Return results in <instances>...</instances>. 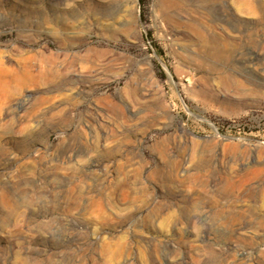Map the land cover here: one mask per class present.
Returning a JSON list of instances; mask_svg holds the SVG:
<instances>
[{
	"label": "rangeland",
	"instance_id": "rangeland-1",
	"mask_svg": "<svg viewBox=\"0 0 264 264\" xmlns=\"http://www.w3.org/2000/svg\"><path fill=\"white\" fill-rule=\"evenodd\" d=\"M162 1L0 0V264H264V0Z\"/></svg>",
	"mask_w": 264,
	"mask_h": 264
},
{
	"label": "bare ground",
	"instance_id": "bare-ground-1",
	"mask_svg": "<svg viewBox=\"0 0 264 264\" xmlns=\"http://www.w3.org/2000/svg\"><path fill=\"white\" fill-rule=\"evenodd\" d=\"M207 4H208V8H206V12L204 13V21H203V24H204V29L201 31L200 30V21H198L197 19H193V18H188V19H186L185 20V22L184 21H181L180 19H176L175 20V25H176V27L178 28V27H181V25L183 24V25H185L184 23H187V25H189L190 26V28H191V36H192V38L194 39H196V41L197 40H200L204 45L203 46H205L206 48H208V49H212V46H214L213 45V36H212V33H213V28H214V22H213V16H212V7H211V3H212V0H204ZM181 3H183V2H181V0H163L162 1V3L159 5L160 6V8H161V11L163 10V8L164 7H167V6H172L173 4H178V5H180ZM184 5H185V2L183 3ZM177 5V6H178ZM176 6V5H175ZM166 9V8H165ZM250 9V8H249ZM168 9H166V11H167ZM251 10V9H250ZM164 11V10H163ZM191 11V13L193 14V13H195V9H192V10H190ZM165 12V11H164ZM162 13L161 15H164L165 16V18L167 17L166 15H165V13ZM167 13V12H166ZM169 13V12H168ZM170 15V14H169ZM174 15H171L170 17H173ZM163 17V16H162ZM169 17V16H168ZM176 17H178V16H176ZM166 20V19H165ZM169 20V19H168ZM173 20H174V18H173ZM170 21V20H169ZM171 24H172V22H171ZM174 25V26H175ZM170 27V26H169ZM172 27V26H171ZM172 29V28H171ZM176 29V28H175ZM176 31H177V29H176ZM183 33V32H182ZM188 37L189 36H187L186 34H181V38L182 39H188ZM177 40V39H176ZM195 41V42H196ZM197 42H199V41H197ZM198 44V43H197ZM197 44H196V46H197ZM200 45V44H199ZM195 46V45H194ZM207 50V49H206ZM2 69V68H1ZM12 72V71H11ZM16 73V72H15ZM21 73V72H20ZM8 76V75H7ZM40 77H42V76H40ZM35 78V77H34ZM25 79H32V77H31V75L30 74H27V76H26V78ZM39 79V78H38ZM7 80V79H6ZM34 80V79H33ZM6 82V81H5ZM3 83V82H2ZM21 83V82H20ZM28 83V82H27ZM14 84V83H13ZM24 84V83H23ZM263 211V210H262ZM254 213V212H253Z\"/></svg>",
	"mask_w": 264,
	"mask_h": 264
}]
</instances>
